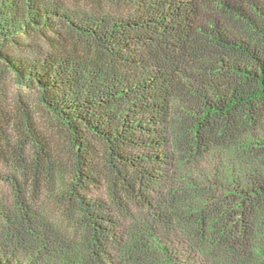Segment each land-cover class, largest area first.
Here are the masks:
<instances>
[{"label": "trees", "instance_id": "16d2710c", "mask_svg": "<svg viewBox=\"0 0 264 264\" xmlns=\"http://www.w3.org/2000/svg\"><path fill=\"white\" fill-rule=\"evenodd\" d=\"M0 264H264V0H0Z\"/></svg>", "mask_w": 264, "mask_h": 264}, {"label": "rangeland", "instance_id": "374dc122", "mask_svg": "<svg viewBox=\"0 0 264 264\" xmlns=\"http://www.w3.org/2000/svg\"><path fill=\"white\" fill-rule=\"evenodd\" d=\"M6 80V83L11 87V84L8 79ZM201 166L204 169L211 170L212 172H214L216 170L220 171L226 169L227 162L225 161L224 157H222L220 154L211 153L206 157V159L201 162Z\"/></svg>", "mask_w": 264, "mask_h": 264}]
</instances>
